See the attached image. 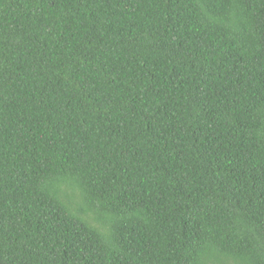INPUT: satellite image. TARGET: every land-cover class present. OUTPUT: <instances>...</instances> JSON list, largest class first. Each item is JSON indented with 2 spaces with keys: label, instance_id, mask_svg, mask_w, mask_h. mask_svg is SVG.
<instances>
[{
  "label": "trees",
  "instance_id": "obj_1",
  "mask_svg": "<svg viewBox=\"0 0 264 264\" xmlns=\"http://www.w3.org/2000/svg\"><path fill=\"white\" fill-rule=\"evenodd\" d=\"M0 264H264V0H0Z\"/></svg>",
  "mask_w": 264,
  "mask_h": 264
}]
</instances>
